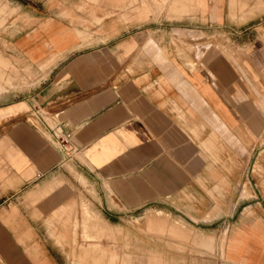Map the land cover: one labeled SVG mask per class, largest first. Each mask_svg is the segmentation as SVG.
I'll use <instances>...</instances> for the list:
<instances>
[{"label":"crops","instance_id":"obj_1","mask_svg":"<svg viewBox=\"0 0 264 264\" xmlns=\"http://www.w3.org/2000/svg\"><path fill=\"white\" fill-rule=\"evenodd\" d=\"M25 6L0 30V264H264V0Z\"/></svg>","mask_w":264,"mask_h":264},{"label":"rangeland","instance_id":"obj_2","mask_svg":"<svg viewBox=\"0 0 264 264\" xmlns=\"http://www.w3.org/2000/svg\"><path fill=\"white\" fill-rule=\"evenodd\" d=\"M30 1L26 0L23 3V0H0V30L5 28H13V23L15 18L22 12H31L30 6H25V2ZM10 66V67H9ZM4 73L6 76V88L10 92L19 94V91L26 90L32 86V77L29 73L24 70L21 72L14 68L13 65H8V68ZM2 87L0 86V90ZM89 255V254H88ZM96 264L95 261H89L88 264ZM122 262L120 261V264ZM97 264H111L108 260H103L102 262H97Z\"/></svg>","mask_w":264,"mask_h":264},{"label":"built area","instance_id":"obj_3","mask_svg":"<svg viewBox=\"0 0 264 264\" xmlns=\"http://www.w3.org/2000/svg\"><path fill=\"white\" fill-rule=\"evenodd\" d=\"M68 135H66V137H65V142L67 143V141H68Z\"/></svg>","mask_w":264,"mask_h":264}]
</instances>
